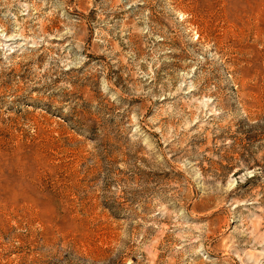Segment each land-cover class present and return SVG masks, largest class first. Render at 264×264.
Wrapping results in <instances>:
<instances>
[{
	"label": "rangeland",
	"instance_id": "374dc122",
	"mask_svg": "<svg viewBox=\"0 0 264 264\" xmlns=\"http://www.w3.org/2000/svg\"><path fill=\"white\" fill-rule=\"evenodd\" d=\"M0 264H264V0H0Z\"/></svg>",
	"mask_w": 264,
	"mask_h": 264
}]
</instances>
